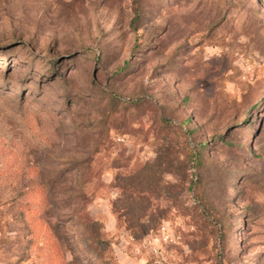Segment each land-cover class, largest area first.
I'll return each instance as SVG.
<instances>
[{"label": "rangeland", "instance_id": "374dc122", "mask_svg": "<svg viewBox=\"0 0 264 264\" xmlns=\"http://www.w3.org/2000/svg\"><path fill=\"white\" fill-rule=\"evenodd\" d=\"M0 264H264V0H0Z\"/></svg>", "mask_w": 264, "mask_h": 264}, {"label": "trees", "instance_id": "16d2710c", "mask_svg": "<svg viewBox=\"0 0 264 264\" xmlns=\"http://www.w3.org/2000/svg\"><path fill=\"white\" fill-rule=\"evenodd\" d=\"M191 151H192V150H191ZM192 159L194 160V163H195V164L198 163V161H199V155H198V152H195L194 154H192ZM158 190H159V187H158ZM165 190H167V188H166ZM152 194L155 195V193H152ZM152 212L155 213L154 210L152 211V210L150 209V212H149L150 217H152V216L154 215Z\"/></svg>", "mask_w": 264, "mask_h": 264}]
</instances>
